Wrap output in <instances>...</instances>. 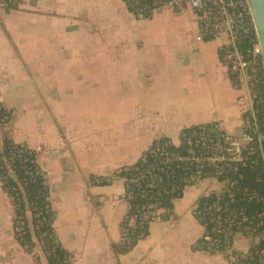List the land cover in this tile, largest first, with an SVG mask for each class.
<instances>
[{
	"label": "crops",
	"instance_id": "0c3cea01",
	"mask_svg": "<svg viewBox=\"0 0 264 264\" xmlns=\"http://www.w3.org/2000/svg\"><path fill=\"white\" fill-rule=\"evenodd\" d=\"M197 31L189 10L141 19L123 0H22L18 9H0L6 131L36 153L52 208L57 179L63 214L59 222L53 209V227L71 264H227L193 249L202 236L192 213L198 185L184 190L172 217L151 223L130 253L113 251L129 210L114 172L156 141L177 145L185 129L217 123L230 135L241 130L243 92L228 78L223 43H197ZM90 177L112 182L93 186ZM12 218L0 185V264H47L35 239L32 254L17 244Z\"/></svg>",
	"mask_w": 264,
	"mask_h": 264
},
{
	"label": "built area",
	"instance_id": "2783aa9c",
	"mask_svg": "<svg viewBox=\"0 0 264 264\" xmlns=\"http://www.w3.org/2000/svg\"><path fill=\"white\" fill-rule=\"evenodd\" d=\"M21 1L0 0V9H18ZM128 4L141 19L164 11L193 12L198 20L195 41L223 43L222 60L237 78L244 105L237 135L225 133L217 123H210L181 131L177 145L150 147L149 160L143 157L140 169L128 177L127 193L124 184V199L142 197L146 190L157 187L163 177L172 180L175 171L181 170L186 183L203 184L192 210L202 228L196 251L221 255L227 264H264V251L249 254L250 247L264 241V116L260 117L254 108L255 96L251 93L253 86L260 83L262 61L260 45L257 39L253 42L252 36L256 35L246 0H128ZM10 119L11 114L3 121L9 124ZM172 145L179 151L167 152ZM246 168L260 175V186L238 195L236 185ZM234 200L255 201L257 208L252 213L236 210ZM135 211L138 220L149 225L159 222V215L165 213L162 209L151 210V206ZM237 234L247 241L246 251L233 249Z\"/></svg>",
	"mask_w": 264,
	"mask_h": 264
},
{
	"label": "trees",
	"instance_id": "16d2710c",
	"mask_svg": "<svg viewBox=\"0 0 264 264\" xmlns=\"http://www.w3.org/2000/svg\"><path fill=\"white\" fill-rule=\"evenodd\" d=\"M123 1L128 11L134 17H137L135 11L132 8L130 9L128 0ZM143 19H146V17ZM252 38L255 42L254 35ZM227 73L231 84L237 87L236 76L229 70H227ZM259 77L260 83L253 86L251 93L255 96L254 108L262 117L264 116V71L261 64ZM9 114L3 108L0 110V131H2L0 185L13 209L12 229L14 239L22 250L28 254H32L34 249L33 240L35 239L41 246L47 264H71L70 254L63 249L54 231L55 212L51 205L47 174L39 168L36 153L33 150L25 145L14 144L8 136L6 131L8 123H4L3 119ZM165 143L170 142L161 139L152 144L151 148ZM166 151L175 153L179 150L172 145ZM143 157L149 160L148 151L132 166L120 168L114 172V176L125 181L126 193L128 192V184L126 183L128 177L134 171L140 169ZM241 174L242 178L235 189L238 195L250 192L254 188L259 189L260 175L256 171L246 168L241 171ZM89 181L93 186H107L112 182V179L90 177ZM189 186L191 185L184 180L183 172L181 170L175 171L172 180L163 177L157 187L146 190L142 197H137L131 201L125 199L129 205V210L120 225L121 241L113 247L114 253L117 255L130 253L137 243L148 235L149 224L141 223L138 220L136 209H148L149 206H151V210L162 209L165 213L159 215V221H168L173 215L174 203L182 198L185 188ZM232 205L236 210L243 209L251 213L257 208L255 201L247 200L243 202L234 200ZM124 232L125 235L123 236ZM200 241L199 239L194 243V250H196V245ZM260 251H264V241L255 247H250L249 254L253 255ZM207 255L213 256L215 254L209 252ZM35 264H40L37 259H35Z\"/></svg>",
	"mask_w": 264,
	"mask_h": 264
},
{
	"label": "water",
	"instance_id": "95a60500",
	"mask_svg": "<svg viewBox=\"0 0 264 264\" xmlns=\"http://www.w3.org/2000/svg\"><path fill=\"white\" fill-rule=\"evenodd\" d=\"M255 35L261 48V61L264 71V0H246Z\"/></svg>",
	"mask_w": 264,
	"mask_h": 264
},
{
	"label": "rangeland",
	"instance_id": "374dc122",
	"mask_svg": "<svg viewBox=\"0 0 264 264\" xmlns=\"http://www.w3.org/2000/svg\"><path fill=\"white\" fill-rule=\"evenodd\" d=\"M56 177L55 176H52V183H51V193H52V199H53V209L57 212H58V215H59V222L61 221V216L63 214V212L61 211V204H60V200L62 199V192L60 190V186L59 184L56 182ZM200 186V185H198ZM203 184L200 186L202 187ZM192 188H195L194 186H190V187H187L185 188V193H189L187 192V189H192ZM241 242L242 244L244 243L245 245L247 244V241L244 239L241 238L240 235H235L234 238H233V247L234 249H238L237 246L240 248L242 245H241ZM239 250V249H238ZM237 250V251H238ZM240 251V250H239Z\"/></svg>",
	"mask_w": 264,
	"mask_h": 264
}]
</instances>
